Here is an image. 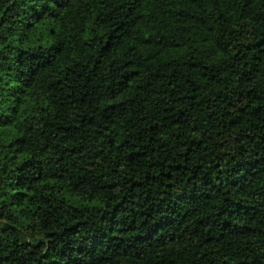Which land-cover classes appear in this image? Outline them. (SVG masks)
<instances>
[{
	"label": "trees",
	"instance_id": "1",
	"mask_svg": "<svg viewBox=\"0 0 264 264\" xmlns=\"http://www.w3.org/2000/svg\"><path fill=\"white\" fill-rule=\"evenodd\" d=\"M0 264H264V0H0Z\"/></svg>",
	"mask_w": 264,
	"mask_h": 264
}]
</instances>
